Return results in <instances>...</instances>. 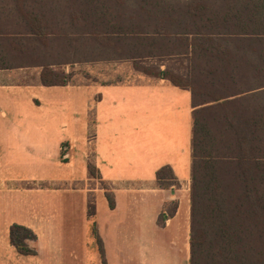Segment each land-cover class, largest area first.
Returning a JSON list of instances; mask_svg holds the SVG:
<instances>
[{
  "label": "trees",
  "instance_id": "trees-1",
  "mask_svg": "<svg viewBox=\"0 0 264 264\" xmlns=\"http://www.w3.org/2000/svg\"><path fill=\"white\" fill-rule=\"evenodd\" d=\"M51 1L52 8L42 0L0 3V69L38 67L39 85L74 84L71 73L48 61L49 42L59 38L75 48L93 41L106 59L132 60L189 90V264H264V0ZM51 11L62 21H49ZM58 24L63 27L54 29ZM171 54L188 59L185 74L137 66L140 58ZM87 170L114 208L110 184L94 163ZM155 182L179 186L169 165L156 170ZM177 204L166 202L159 221L173 216ZM91 231L105 261L94 221ZM8 236L19 254H37L29 245L36 240L32 229L13 223Z\"/></svg>",
  "mask_w": 264,
  "mask_h": 264
},
{
  "label": "crops",
  "instance_id": "crops-1",
  "mask_svg": "<svg viewBox=\"0 0 264 264\" xmlns=\"http://www.w3.org/2000/svg\"><path fill=\"white\" fill-rule=\"evenodd\" d=\"M165 68L161 64L157 70ZM142 73L145 81L132 84L74 83L51 87L35 84L31 89L0 85V120L4 123L8 120L13 125L0 129L8 138L2 144L3 150L9 152L7 164L15 168L28 160L33 162L34 152H42L40 142L49 141L55 148L52 159L62 146L66 150L65 160L57 163L71 168L64 180H95L87 170L88 140L84 136L88 105L94 101L93 163L103 180L113 185L151 183L155 182L156 170L169 165L180 186L178 173L185 165L190 179L191 92L155 74ZM22 99L39 108L41 104L54 107L51 116L57 121L63 120L61 125L65 127L61 128L57 122L50 130L44 129L30 138L32 132L17 127L20 119H27L20 111ZM58 108L62 111H56ZM20 153L28 154L29 159ZM74 166L79 168L76 175ZM179 186L162 189L156 185L154 190L170 192L156 207L143 202L151 197V189L113 187L114 208L109 207L104 190L97 189L93 220L88 218L86 194H79V207H75L71 198L75 193L71 192L63 193L65 203L59 207H36L38 200H33L34 207L29 203V210H21L1 199L0 216L8 227L21 224L36 235V240L29 245L37 254L25 256L16 251L17 264H189L190 194L188 199L171 198ZM173 200L178 202L174 215H165L159 221L162 206ZM93 221L103 243L105 261L92 235ZM8 235L9 231L5 237L9 242ZM8 246L13 250L10 242ZM9 253L12 252L9 250Z\"/></svg>",
  "mask_w": 264,
  "mask_h": 264
},
{
  "label": "rangeland",
  "instance_id": "rangeland-1",
  "mask_svg": "<svg viewBox=\"0 0 264 264\" xmlns=\"http://www.w3.org/2000/svg\"><path fill=\"white\" fill-rule=\"evenodd\" d=\"M41 1V0H39ZM44 1V2H43ZM14 3L13 0H0V3ZM43 3L48 4V7L52 8L54 5L50 0H42ZM56 3V2H53ZM64 3V2H63ZM47 6V5H46ZM49 21L61 22L62 15L56 14L54 12H49L47 17ZM61 20V21H60ZM54 27V26H53ZM58 27V28H56ZM61 24H58L54 29L62 28ZM175 44L177 41L175 38H170ZM76 49L74 47L67 46V43L63 42L59 38L53 37V40L49 42L47 51L50 52L51 56L48 58V61L53 62V68L60 72L71 73L73 83L79 84H95V83H122V84H132V83H141L145 81L142 71L135 67L132 60H115V59H106L109 56L105 57L104 54H101L95 47L93 41H81L77 42ZM174 48V49H173ZM176 46H173L174 51H179ZM94 51V52H90ZM173 52V51H171ZM137 66H143L151 69L152 71H157L158 67L162 64L169 71L173 73L185 74L189 69V61L182 55H163V56H152L147 58H140L137 60ZM40 68L38 67H21L13 69H0V85L5 86H28V89L38 83V73ZM29 94V93H28ZM29 99L28 97L26 100ZM36 103V102H34ZM94 101L90 102L88 105V123H87V133L84 135L87 138V157L86 162L93 163L95 160V108ZM2 107V105L0 104ZM36 104L33 106L31 102H26L25 100L20 101V111H22L27 119H20L17 127L23 128L27 132H32L29 134L30 138H34V135H37L44 131V129H51L55 123H59L60 127H65L61 125L64 123L63 120L57 121L53 119L52 113H54L55 108L46 104H41L40 108ZM1 111V110H0ZM56 111H62L61 108L56 109ZM31 113V114H30ZM28 115V116H27ZM7 119V118H6ZM8 123V120L6 121ZM4 123L0 120V129L2 127H11L9 123ZM74 123V122H73ZM12 124V122H11ZM1 134L3 136H1ZM3 137L6 139H3ZM42 138V137H40ZM6 134L0 132V207L1 199H4L9 203H13L16 207H21L22 210H29L28 204L33 205V200H38L36 207H59L62 206L64 202V194L66 192L75 193L71 197L73 200V206L79 207V194H86L87 201V214L88 208L95 207V196L97 189H103L102 184L99 180H72L71 182L64 180L67 178L71 168L65 167L63 164H57L59 161H63V156L66 153L64 146L62 149L57 152V155L54 154L52 159L51 155L54 151V147L47 142L39 144L42 152H34L33 162H24L21 166L10 167L7 163L8 151L3 150V143L7 142ZM61 153H64L63 156ZM22 156H27L26 153H20ZM38 159L35 160L37 157ZM40 156V157H39ZM45 157V158H44ZM186 160V159H184ZM78 166L73 167L75 170V175L78 173ZM153 170V169H152ZM180 176V186L175 190L171 198L178 197L180 199H188L190 194V179L187 172L186 165L184 168L179 171ZM124 186L136 187V188H146L151 189L150 198H146L143 202H146L147 205L156 207V205L167 199L170 196L169 191H158L156 189L155 182L151 183H138V182H117L115 185L110 183L111 188H121ZM82 189V190H81ZM75 200V201H74ZM32 201V202H31ZM3 203V202H2ZM2 207H4L2 205ZM31 211V208H30ZM1 215V212H0ZM88 218L93 220V217L88 214ZM9 227L7 222L1 220L0 216V264H17L19 256L16 253V250H11L8 246V240H5L6 235L8 234ZM9 250L12 253H9ZM7 254V255H6ZM6 255V257H5ZM89 257H92L91 253ZM5 258V259H4Z\"/></svg>",
  "mask_w": 264,
  "mask_h": 264
}]
</instances>
